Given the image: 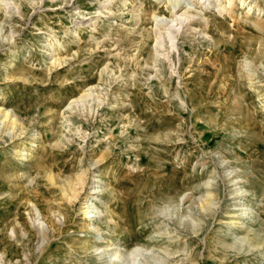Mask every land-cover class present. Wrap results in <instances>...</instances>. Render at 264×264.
<instances>
[{
	"label": "rangeland",
	"instance_id": "1",
	"mask_svg": "<svg viewBox=\"0 0 264 264\" xmlns=\"http://www.w3.org/2000/svg\"><path fill=\"white\" fill-rule=\"evenodd\" d=\"M240 2L0 0V264H113L111 242L145 249L122 264H264L238 241L264 229V0ZM83 170L73 203L47 177Z\"/></svg>",
	"mask_w": 264,
	"mask_h": 264
},
{
	"label": "bare ground",
	"instance_id": "2",
	"mask_svg": "<svg viewBox=\"0 0 264 264\" xmlns=\"http://www.w3.org/2000/svg\"><path fill=\"white\" fill-rule=\"evenodd\" d=\"M3 1V0H2ZM241 2V7L245 6V5H249L251 2V0H240ZM205 2V1H203ZM231 2V1H229ZM216 7H218V10L219 12L223 13V12H228L232 9L230 8L229 6V3L228 4H221L219 3ZM179 15V14H178ZM157 16V15H156ZM179 16L183 17V19L187 18V12H183L181 13ZM181 17H179L180 21L177 20V19L174 17V19L172 18L170 21H179L181 22ZM182 19V20H183ZM189 19V18H188ZM175 23H171V26H175L174 25ZM167 25L170 26V24L167 23ZM161 33V32H160ZM162 34H160L161 36ZM168 40V39H167ZM161 41V40H160ZM85 92L82 93L79 97H76V98H71L69 104H68V107L71 108L74 104H77L79 103V101H81L84 96H85ZM0 118H1V122L4 126L5 129H12L14 130L15 127L18 126V122H17V117L16 116H12L9 114L8 110L6 109H0ZM20 126V125H19ZM32 146H34V142L31 143ZM20 154L25 156V158H28L29 155H30V152L28 151H25L24 149L23 150H19ZM47 177L50 181H52L53 183H57L58 187H59V190L61 191L62 195H64L66 197V199L68 201H70L71 203H73L74 201H76V199H78L80 197V194L82 192V189L85 185V177H86V174H85V171H81L80 173H78L73 179H64L63 181H59L57 182L55 180V177L49 172L47 173ZM241 177L238 175L234 178L235 181H237L235 184L238 183V180L240 179ZM102 180L100 179V177H98L97 180H93V183H100ZM92 183V184H93ZM242 188L240 186V189L237 190V192L239 193H242ZM99 190V185L98 184H93L89 187V191H88V194H94L95 192H98ZM68 191H71V195L68 194ZM209 192V191H208ZM210 196H213V193H209V197ZM87 197L89 196H86V199L84 200L83 202V205H82V212L84 214H86V218L88 220H95L97 219L100 215V212L101 210L98 209L97 207V204H99L101 202V198L96 196L94 197V199H96V203H93L92 200H88ZM30 202V201H29ZM33 202H31L32 204ZM238 205L241 204V203H237ZM237 204L235 206H237ZM208 207L209 206V202H205L204 204L202 203L201 206L202 208H204L205 206ZM235 209H239L238 207H235ZM247 211L250 210V212H252L251 210V207H246L245 208ZM240 210V209H239ZM41 213V212H40ZM39 213V214H40ZM243 212H239L236 216H241ZM42 214V213H41ZM245 214V213H244ZM247 214V213H246ZM248 215V214H247ZM246 216V215H245ZM250 216V215H249ZM42 218V217H41ZM101 218H98V220H100ZM91 220V221H92ZM235 221L232 220V223H234ZM93 223V221L91 222ZM91 223H88L86 225L87 227V230L90 228V224ZM51 226L54 228L55 227V224L53 222H51ZM93 229V227H92ZM14 230V228H13ZM260 231V230H259ZM257 231V232H252L254 233L253 235H251L250 233H248V235H246L245 237L243 238H240V240H238L240 243H242L243 245L245 244H248V248L247 250H253L255 248H259V247H262L264 245V229H262L260 232ZM15 232V231H14ZM17 233L15 232V235ZM103 238V237H102ZM6 239H11V236H7ZM102 240V239H101ZM101 240L96 239L95 240V243H98V242H101ZM96 246V251L97 253H99V256L100 257H104V255H108L106 258V262L107 263H116V262H120L121 261V257L123 255H128V254H131V253H139V251H145V249H142L140 246H135L130 252L128 251V253H123V251L125 250L124 247L121 245V243H117V242H111L109 244H107L105 247L101 246V245H97L95 244ZM242 245H240L241 247ZM123 262H120V264H122ZM103 264V263H102Z\"/></svg>",
	"mask_w": 264,
	"mask_h": 264
}]
</instances>
